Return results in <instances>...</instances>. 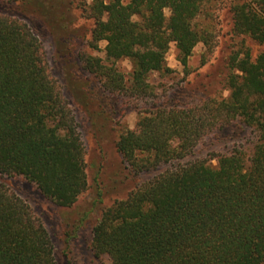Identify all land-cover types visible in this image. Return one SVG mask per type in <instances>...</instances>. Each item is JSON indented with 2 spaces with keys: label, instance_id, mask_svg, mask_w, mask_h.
<instances>
[{
  "label": "trees",
  "instance_id": "16d2710c",
  "mask_svg": "<svg viewBox=\"0 0 264 264\" xmlns=\"http://www.w3.org/2000/svg\"><path fill=\"white\" fill-rule=\"evenodd\" d=\"M2 1L16 12L0 11V264H56L47 228L5 179L28 183L62 208L89 188L76 117L51 74L42 41L22 16L41 11L64 42L75 30L61 12L66 0ZM74 1L93 21L87 45L97 49L105 41L104 57L79 53L104 94L147 93L148 75L167 69L170 43L185 66L194 46L208 41L196 22L207 0ZM230 3L233 32L263 49L253 57L246 48L230 58L228 97L153 105L115 145L139 173L182 159L234 120L247 138L216 154V165L213 158L177 163L104 208L89 242L94 257L106 258L102 264H264V0ZM121 58L132 65L129 83L115 64ZM65 225L72 231H66L67 242L83 218Z\"/></svg>",
  "mask_w": 264,
  "mask_h": 264
},
{
  "label": "rangeland",
  "instance_id": "374dc122",
  "mask_svg": "<svg viewBox=\"0 0 264 264\" xmlns=\"http://www.w3.org/2000/svg\"><path fill=\"white\" fill-rule=\"evenodd\" d=\"M231 1L207 0L203 13L196 20L199 28L209 33L207 43L199 41L194 46L185 66L177 59L174 43H170L165 55L167 69L151 72L147 77L150 91L135 95L104 94L100 91L99 82L83 69L80 51L104 57L105 41H99L97 49L87 45L93 21L82 15L75 1L71 4L66 0L64 11H61L68 17L69 27L75 30L74 36L67 38L66 42L59 30L45 20L41 11L25 12L27 15L22 16L43 43L51 74L68 99L85 148L89 188L72 207H57L28 183L5 179L47 228L54 244L56 264H102L106 258L94 257L89 242L91 228L104 208L125 199L137 185L162 170L197 158L208 161L213 158L210 162L216 165V154L245 142L248 133L234 120L204 136L182 159H173L139 173L130 170L115 145L119 134L126 129H135L139 114L153 105L196 104L197 98L204 95L228 97L226 75L230 58L246 48L253 57L263 49V45L250 37L233 32V15L229 9ZM16 3L21 4L19 1ZM0 11L16 12V9L0 0ZM165 14L169 15V10H165ZM115 64L125 82L129 83L131 62L121 58ZM80 218H83L81 229L66 242V231L70 230L65 225L66 221L75 222ZM69 233L72 234V231Z\"/></svg>",
  "mask_w": 264,
  "mask_h": 264
}]
</instances>
